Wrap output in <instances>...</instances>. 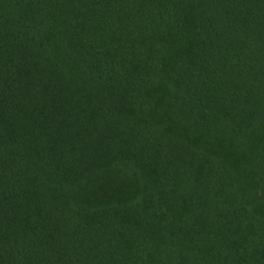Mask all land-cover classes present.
Listing matches in <instances>:
<instances>
[{"label": "trees", "instance_id": "obj_1", "mask_svg": "<svg viewBox=\"0 0 264 264\" xmlns=\"http://www.w3.org/2000/svg\"><path fill=\"white\" fill-rule=\"evenodd\" d=\"M0 264H264V0H0Z\"/></svg>", "mask_w": 264, "mask_h": 264}, {"label": "rangeland", "instance_id": "obj_2", "mask_svg": "<svg viewBox=\"0 0 264 264\" xmlns=\"http://www.w3.org/2000/svg\"><path fill=\"white\" fill-rule=\"evenodd\" d=\"M47 184V188H52L53 186L50 185V183H46ZM49 225H50V229H52L53 231H56L60 228L64 227V224L68 223V226L71 227L72 229L74 228V218L71 215H67L64 216V218L56 215V213L51 212L50 218L48 219ZM64 222V223H63ZM68 227V228H69ZM47 243V242H46ZM51 243V242H50ZM55 243L56 242H52L50 244V246H52V249L55 250Z\"/></svg>", "mask_w": 264, "mask_h": 264}]
</instances>
